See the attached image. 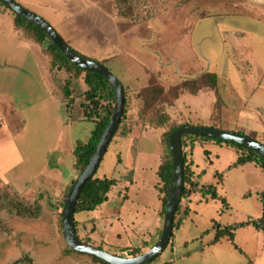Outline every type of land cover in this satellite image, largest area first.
<instances>
[{
    "label": "rangeland",
    "instance_id": "obj_1",
    "mask_svg": "<svg viewBox=\"0 0 264 264\" xmlns=\"http://www.w3.org/2000/svg\"><path fill=\"white\" fill-rule=\"evenodd\" d=\"M89 1L106 15L123 18L127 42L132 37L142 39L149 49L160 53L162 64L185 66V73L181 70L178 73L191 76L187 79L196 78L202 72L217 75V92L225 106L220 126L232 129L231 132L235 130L251 135L264 144L261 137L264 132H252L258 129L260 117L263 118L261 115L264 114L246 110L247 102L249 105L251 102L244 100V93L252 87L258 89L264 102V77L258 76L264 72L263 0ZM2 43L0 264H26L22 259H28L32 264H95L84 256L61 254L62 219L61 235L58 226L70 182L80 174L71 169L75 146L87 143L94 128V124L83 120L81 114L79 96L85 87L78 82L80 88L75 92L78 97L74 98L71 109L62 107V110L55 111L49 107L45 110L41 100L26 98L24 90L27 84L22 82L26 68L18 70L11 67L10 62L15 58L6 54ZM131 57L125 53L103 64L124 86L127 83L132 88L146 85L150 74L144 69L152 65L141 62L145 63L142 68L141 63ZM138 58L143 60V55ZM189 65L191 70L187 69ZM198 68L203 69L201 73H196ZM60 74L64 80V73ZM161 80L166 86L181 82L172 73ZM6 94L14 96L20 115L12 116L9 110H5L1 99ZM207 99L212 101L213 95ZM183 103L187 104L178 103L175 113L179 121L186 119L187 111H190L183 107ZM207 113L208 110L205 116ZM127 117H131V122L136 121V116ZM138 132L130 130L125 138L113 136V142L107 147L95 174L98 178H113L116 184L105 203L91 213L75 215L79 225L85 227L86 233L82 235L89 237L87 240L93 247L127 258L126 250L137 249L139 252L135 256H139L158 240L164 214L160 217L159 208L158 217L155 216V210L160 206L155 172L164 151L157 140L159 131L150 130L143 134L138 126ZM185 152L187 164L193 170L189 147ZM212 152L218 157L211 158V165L205 164L206 158L200 148L193 152V161L198 171L206 170L202 184L214 185L228 208H223L218 200H209L199 194L182 199L181 209L187 210L188 219L175 230L173 243L167 245L164 253L150 264H264L263 235L252 226L235 231L234 245L226 239L209 245L214 237L212 221L221 227L256 221L261 214V205L254 195L264 190V178L251 164L225 171L235 159V154L230 149ZM215 172H224L218 187L215 185ZM71 173L74 175L72 178ZM67 181L66 189L56 197L60 185ZM246 191L253 196L244 198ZM35 205L38 206L35 217L18 214L23 206L33 209ZM156 228L157 233L154 231ZM80 230L78 226V233Z\"/></svg>",
    "mask_w": 264,
    "mask_h": 264
},
{
    "label": "trees",
    "instance_id": "obj_2",
    "mask_svg": "<svg viewBox=\"0 0 264 264\" xmlns=\"http://www.w3.org/2000/svg\"><path fill=\"white\" fill-rule=\"evenodd\" d=\"M15 2V1H14ZM16 3V2H15ZM0 9L9 12L12 17V25L15 31L19 32L23 38L28 40L31 43H34L38 46H42L45 41H47V46L44 51L45 56L49 60V67L51 70H56L58 72L64 73L65 79L61 78V92L64 98H70L67 101L70 106L73 103L75 98V85L77 81H81L85 86V91L79 96L81 98V114L84 116V120L91 121L94 124L93 131L87 143L85 144H76L74 149V161L71 165V169L76 171L78 174L83 172L87 166L90 158L95 152L96 146L109 122V119L112 114V107L114 103V92L110 84L101 76L84 71L72 63H70L64 55L56 48V46L51 43L45 33L39 29L37 26L32 24L30 21L18 16L9 10L4 4L0 2ZM53 28V27H52ZM54 29V28H53ZM55 30V29H54ZM57 33V32H56ZM65 42V41H64ZM67 45L68 43L65 42ZM69 46V45H68ZM70 47V46H69ZM71 48V47H70ZM73 50V49H72ZM74 51V50H73ZM76 52V51H75ZM79 54L78 52H76ZM81 55V54H79ZM84 58L95 62L105 68L103 62L97 61L93 58L86 57L81 55ZM107 69V68H105ZM108 70V69H107ZM217 76L212 73H203L198 75L193 79L182 80L175 86L164 90L157 80L152 77L149 85L134 94V99L140 102V108L137 111L136 121H129L127 108H128V93L124 90L125 99H124V111L120 119V122L117 126L115 135H120L122 138H125L129 133L131 128L136 125L140 126L141 131L146 129H159L162 131L160 136V144L164 147L163 154L159 158L156 177L158 180V185L156 186L158 201L160 202V211L159 215L164 212V206L166 202L167 192L170 186L172 178V162L168 152V138L171 133H173L180 126H192L189 122L178 123L168 114V109L173 106V103L184 93L195 95L198 92L209 90L213 91L215 95V102L211 116L209 118V127L213 129L222 130L220 126L221 115L223 110V101L220 98V95L217 92ZM72 95V96H71ZM195 127H207L205 125L199 124ZM235 133V132H234ZM241 134V133H240ZM182 154H183V183H182V193L177 205L173 222H172V234L170 237L169 245L173 243L174 232L178 230L184 222L188 219L187 210L182 211L181 201L191 194H199L203 197H208L209 200H218L224 207H227V203L224 198L220 197L217 194L216 187L212 184L203 185L201 184L202 176L204 171L200 174H195L190 166L187 164L185 148L189 147L190 155L194 148L195 143L208 144L215 143L218 145H225L226 147L232 149L237 155L236 161L231 164L226 170L230 171L239 167L244 166L245 164H252L258 171H260L262 177L264 178V161L258 157L252 151L229 142H224L220 140L209 139L206 137H201L192 134H183L180 138ZM113 142L110 141V143ZM109 143V144H110ZM205 156H208V153L204 151ZM192 161V160H191ZM193 166V163H192ZM97 173V172H96ZM215 178L218 183L222 182V174H216ZM74 180L72 179L68 190L65 195H67L70 190ZM116 184V180L113 178L102 177L98 178L96 174L93 179H91L86 186L84 187L81 195L79 196L74 210V229L77 235V221L75 215L82 213H91L101 204L105 203L108 200V193L111 191L112 187ZM253 196V193L250 191L246 192L243 197L250 198ZM261 205V214L256 221H246L238 224H232L229 226L221 227L217 224L216 221H212V228L214 229V237L209 243V245H215L226 239L228 242L234 245V235L235 231L238 229H245L252 226L255 230L259 231L263 235V247H264V190L256 192L255 195ZM228 208V207H227ZM38 211V206L35 205L33 209H28L26 206H23L21 211L18 214L21 217H35ZM58 226L60 228L61 235V215L59 214ZM78 237V236H77ZM86 245H90V242L86 240H80ZM61 243L63 244V249L61 254L69 255H78L89 258L95 264H107L94 256L80 254L72 249H70L63 238H61ZM155 242L151 245L153 246ZM102 250L100 247H96ZM138 250H126L128 257L135 256L138 254ZM117 256V255H116ZM26 264H32L28 259H22Z\"/></svg>",
    "mask_w": 264,
    "mask_h": 264
},
{
    "label": "crops",
    "instance_id": "obj_3",
    "mask_svg": "<svg viewBox=\"0 0 264 264\" xmlns=\"http://www.w3.org/2000/svg\"><path fill=\"white\" fill-rule=\"evenodd\" d=\"M13 1H15L22 8L33 13L39 18L43 19L47 24H49L51 27L55 29V31L63 41L69 43L68 45L71 47V49H73L74 51L78 52L81 55L93 58L97 61L111 62L114 59L121 57L125 53H129L132 56L131 58L137 60L138 63L146 61V63H150V65H152V67L150 66V68L147 67L144 69L145 73L150 74L149 81H147L146 85L132 88V86L129 83L126 84L127 86H124L119 81L123 89L128 93L129 104L126 113L127 116L131 115L137 117V111L140 108V102L134 99V94L137 91L147 87L152 77H154L157 80V82L161 85V87L165 91L168 90L170 86L172 87L177 85V83L174 85H170L171 84L170 83L167 84L166 86L161 80L163 76L167 77V75L172 73L174 78L176 75L177 78L180 79V81L185 80V78L187 79L191 77V76L187 77V75H183L185 73L184 70H186L184 68L185 66L181 68V66H175L173 63H171L170 65L162 64L160 62L161 60L159 59L160 53H156L152 49H149L144 44L142 39H136L135 37H132L130 42H127V40L125 39L127 35V28L125 25L126 22L122 20L123 18L109 16V14L106 15L99 6L93 5L94 3L91 4L89 0H13ZM0 42H3L1 46L5 47L6 54H11L15 58L12 63L10 62L11 67L18 68V70H21L22 68L23 69L26 68V71L24 70L25 78L22 79V82L27 84V87L24 90V94L26 98L27 96H29V98H37L41 100L43 102L42 105L45 108V110H47L49 107L51 108L53 107L55 111L62 110V107H65L66 110L71 109L72 103L70 104L69 107H67L68 105L67 101H69V99L72 97L70 98L68 97L65 99L61 92V84H62L61 74L56 70L50 69L49 60L44 54V51L48 44L47 41H45L42 46H38L23 38L22 35L19 32L15 31V29L13 28L12 17L10 13L4 12L1 9H0ZM143 50L145 51V53H142ZM140 55L141 56L143 55V60H140L138 58L140 57ZM161 59L163 60V57ZM0 61H1L0 67H3L4 63H2V59H0ZM144 64L141 63L142 68ZM187 69L191 70L192 68L189 65ZM178 70H181L183 74H180L181 72L178 73ZM197 70L198 72L196 73H201L203 69L198 68ZM258 76L259 78L261 76L264 77V72L261 71ZM11 81L12 80H8V82ZM78 82L81 81H77L74 87L75 92L77 88L78 89L80 88ZM259 87L260 84L258 85V88ZM234 89L235 92H237L236 88ZM84 91L85 89L83 91H80L81 94ZM211 94L213 95L212 101L211 99H207L208 97H210ZM244 94L243 95L245 99L244 98L243 99L251 102L250 103L251 105H249V103L247 102V106H245L246 110L249 111L256 110L264 114L263 96L261 97L258 94V89L251 87ZM75 97L78 96L76 95ZM1 101L3 102V106L5 110L7 112L9 110L8 112L9 114H11L12 116L20 115L21 110L16 105L14 96L12 94L11 96L8 94L4 95ZM182 102H187V104L183 103V107H185L186 110H190L187 111L188 113L187 118L189 119L182 118V121H179L175 117V113L179 107V104H182ZM214 102H215V95L213 91L205 90L198 92L195 95L184 93L181 96H179V98L173 103V106L168 109V114L178 123L189 122L192 126L202 124L209 127V118L213 110ZM258 104L263 107L261 106L258 107ZM224 108L225 106H223V110ZM22 109L24 110V107ZM207 110L208 113L205 116L204 113ZM224 129L226 131H233L232 129L229 128H222V130ZM263 129H264V117L263 118L260 117V125H258V129L256 130L257 132L256 131H252V132L261 133L262 131L264 132ZM150 130L159 131L157 140L158 143L160 144V136L162 134V131L159 129H146L142 132L144 134L145 132ZM132 131L139 133L138 126L134 125L131 128V132ZM234 132L237 133L239 131L234 130ZM10 136L11 138L14 137L12 135ZM248 137L254 139L251 135ZM261 137L264 138V134ZM197 148H200L201 150H203V152L206 151L207 153H209L208 156H205L206 165L212 164L211 158L217 159L218 157L212 155L213 153L212 151H215L214 153H217V151L221 149H230L225 145H218L215 143H208V144L195 143L191 153V160L193 163V172L195 170V172H197V173L194 172L196 175L200 174L202 171H204V175L206 174L205 169H201L200 171H198L197 170L198 166L194 164L193 152ZM230 150L235 154V152L232 149ZM236 159H237V155L235 154V159L233 160V162L229 164V166L233 164L236 161ZM245 165L236 169H241L245 167ZM156 172H157V168H156ZM216 174L218 173L215 172L214 177ZM222 174H224V172H222ZM72 177H74L73 174L70 176V178ZM69 181L64 182L60 185V189L58 190L56 197L60 196L61 192L66 189ZM219 184L220 183L218 182L215 183L217 187ZM246 192H244V194ZM159 208L160 206L158 207V209L156 208L155 210L156 218L158 217ZM79 223L77 224L78 238L80 240L88 239L89 237L86 238L82 235L83 233H86L85 227L82 228V226H80ZM78 226L79 228L81 227L79 233H78ZM157 228L154 230L156 233L158 231Z\"/></svg>",
    "mask_w": 264,
    "mask_h": 264
},
{
    "label": "water",
    "instance_id": "obj_4",
    "mask_svg": "<svg viewBox=\"0 0 264 264\" xmlns=\"http://www.w3.org/2000/svg\"><path fill=\"white\" fill-rule=\"evenodd\" d=\"M0 2L13 13L30 21L41 29L47 36L48 40L56 46L60 53L64 55L70 63L84 71L97 74L104 78L110 84L114 92V103L109 122L87 166L72 184L62 209L61 219L63 239L66 245L73 251L80 254L94 256L107 264H150L164 253L170 241L173 217L182 193L184 167L180 138L183 134H192L209 139L234 143L252 151L264 161V144L251 137L210 127L180 126L171 133L168 138V152L172 162L173 172L164 206L161 233L156 243L145 253L128 258L115 256L96 247L84 244L77 237L74 229L75 205L84 187L91 179H93L97 172L106 149L116 132L124 111V89L119 80L107 69L73 51L43 19L22 8L13 0H0Z\"/></svg>",
    "mask_w": 264,
    "mask_h": 264
},
{
    "label": "bare ground",
    "instance_id": "obj_5",
    "mask_svg": "<svg viewBox=\"0 0 264 264\" xmlns=\"http://www.w3.org/2000/svg\"><path fill=\"white\" fill-rule=\"evenodd\" d=\"M263 1H264V0H263ZM263 1H262V2H263ZM256 2H257V1H256ZM258 2H259V1H258ZM259 3H261V2H259ZM259 3H256V4H259Z\"/></svg>",
    "mask_w": 264,
    "mask_h": 264
}]
</instances>
